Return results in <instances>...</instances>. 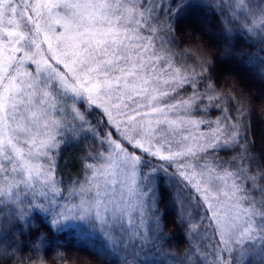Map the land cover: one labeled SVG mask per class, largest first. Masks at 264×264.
Listing matches in <instances>:
<instances>
[{
  "label": "snow or ice",
  "instance_id": "1",
  "mask_svg": "<svg viewBox=\"0 0 264 264\" xmlns=\"http://www.w3.org/2000/svg\"><path fill=\"white\" fill-rule=\"evenodd\" d=\"M261 53L264 0H0V264H78L65 229L88 264H264V88L217 75Z\"/></svg>",
  "mask_w": 264,
  "mask_h": 264
},
{
  "label": "trees",
  "instance_id": "2",
  "mask_svg": "<svg viewBox=\"0 0 264 264\" xmlns=\"http://www.w3.org/2000/svg\"><path fill=\"white\" fill-rule=\"evenodd\" d=\"M196 35H201L199 29H197ZM215 35H204L203 39L207 41L209 44L214 40ZM238 47L249 48L251 50H255L259 48V45L255 46V49H252L250 44H245L244 42H240ZM264 55V53H261ZM248 57H244L243 59L238 57H232L231 59L219 61L217 68V75L220 80H224L225 77H232L236 80L240 81L241 84L245 87L259 90L260 88H264V83L261 82L260 77L257 75V69L259 65H249ZM251 134L255 136L257 141L259 142L261 137H264V118H262L257 112L252 117V128ZM60 167L63 168L64 164L61 162ZM77 169L73 167V171ZM65 175H67V170H65ZM47 231V228L43 229ZM58 239L54 241H49V246L52 244H62L65 245V249H61L62 251H66L68 254H78L79 261L78 264H88V261L92 257V253L89 251L91 247V241L85 239L78 230L75 229H65L62 232L56 233ZM184 247L183 243L179 244L180 250ZM54 255V253H50ZM99 264V262H97Z\"/></svg>",
  "mask_w": 264,
  "mask_h": 264
}]
</instances>
